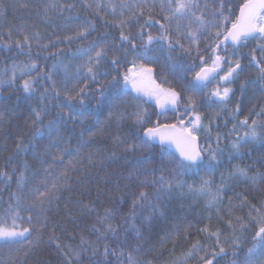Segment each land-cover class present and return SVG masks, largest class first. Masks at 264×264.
Wrapping results in <instances>:
<instances>
[{
    "label": "trees",
    "instance_id": "1",
    "mask_svg": "<svg viewBox=\"0 0 264 264\" xmlns=\"http://www.w3.org/2000/svg\"><path fill=\"white\" fill-rule=\"evenodd\" d=\"M108 2L109 0H87L89 5H103ZM114 2L119 3V0ZM242 2L243 0H223L224 15H229L230 11L237 14L238 6ZM49 3L71 4L73 7L50 10L45 18L43 6ZM148 3H153V0H148ZM155 3L154 9L145 8V15L140 17V24H143L149 15L154 20L166 23L160 12L159 0H155ZM198 3L200 7L196 10L197 15L202 14L206 23H216L215 17L219 14L221 0H198ZM22 4L26 7H21ZM99 12L97 15L95 7H86L85 0H0V35L7 39L11 31L14 42L17 39L22 40L23 35L40 33L39 43L32 41L30 55L27 49L19 53L14 44L10 52L0 48V73L5 67L11 69L13 62L27 64L30 61H35L40 71V76L35 81L36 92L32 97L23 93L21 79L13 86L0 88V170L9 173H13V168L16 170L9 183H0V218H5V209L9 203H15L11 194L17 192L21 195L17 191L16 176L23 170L26 160L29 170L25 173L27 183L22 193L23 206L20 215L25 218V226H28L27 217L31 215L34 229L31 245L27 241L23 246L0 245V264H68V259H72V264H96V261L103 264L101 253L104 242L100 243V251L93 257L90 249L82 251L87 245L81 244V237L88 241L96 240L91 228L97 223V215L103 216L105 209L111 210V222L114 227H118L115 238L110 235L107 240L110 250L118 249L116 255L108 256V264H117L118 261L126 264L129 253H132L139 264L149 261L151 264H203L200 260V256L205 255L203 249H208L210 258L211 250L215 247V237L201 231L204 228H208L210 232L219 230L220 243L226 249V253L219 255L214 264H233L234 251L236 259L242 260L254 243L256 228L253 227L254 222L250 220L249 212L251 205L260 207L264 203V181L252 184L236 178L227 180L221 191L222 199L218 201L219 211L217 207H207V196L193 195L186 187L183 190L173 187L171 192L160 190V184L154 181H159L163 176L165 182L172 181L175 184L180 181L185 185H198L200 177L203 176L212 181L211 190L214 193L221 184L222 174L227 179L228 172L236 164L242 167L251 166L249 175L264 173V159H261L264 156V148L259 144L242 149L245 153L243 159L229 157L231 143L245 131L239 121L249 116V113L259 112L261 107H264V95L249 84L257 75L255 66L250 64L251 56L255 54L257 59L261 58L257 42L251 41L235 50L228 44L216 49L218 41L215 39V29L203 31L197 44L191 43L190 39L184 36L177 37L176 25L173 23L165 34H170L173 41L179 38L184 49L178 45L170 49L166 41L158 42L154 45L156 50L149 53L157 62L147 66L154 69V79L161 88L172 89L178 94L176 107L168 105L161 109L144 99V102L140 103L133 100L135 95L130 90L125 89L129 95L123 97L124 103L117 102L114 110L123 112L126 118L118 122L115 116H109L107 105L97 108L96 101L99 97L94 93L97 89H107L110 92L116 82L123 87L122 76L132 67V61L135 60L137 65L143 61L133 55H128L125 59L124 52L120 50L121 29L116 27L115 23L120 19H127L128 13L124 17H113L110 10L103 7ZM231 19L234 17H230L227 27L231 26ZM88 22L94 25V30L89 29L84 36H77L78 29L87 26ZM186 24V21L181 22L182 31H186ZM129 25L123 31L136 40L139 49L137 33L140 26L134 21H129ZM159 29V24H155L151 28H145L144 32L145 35L151 32L157 36L161 34ZM100 46L105 47L107 55L95 69L96 80L87 81L89 98L85 100V104L91 106L90 110L95 115L85 116L83 122L77 119L59 125L61 149L67 148L69 152L75 153L82 132L86 146L78 156H69L66 153L63 161H53L52 156L56 154V149L45 151L50 143L49 137L45 135L43 138L34 139L37 129L45 128L49 121L56 120V114L61 111L57 104L63 102L64 97L61 95L60 100H56L52 82L55 81L57 89L61 91L64 90L65 84L69 90L84 87V82L76 83V72L77 67L81 66L80 73L84 76L87 70L83 66L88 62V56H81L78 52L85 48L98 49ZM254 49H257L255 53ZM94 54V51L91 52V55ZM216 55H220L223 62L211 81L204 87L195 86L193 77L196 72L201 66L211 67ZM200 57L204 59L203 65ZM113 58L121 60L119 66L111 65ZM236 58L241 59L244 71L238 79L228 84L220 77L228 70L226 61ZM32 75L36 76V71H33ZM49 75L51 80L48 79ZM114 77L116 81L113 80ZM225 86L232 89L228 101L221 102L211 95L218 87L222 91ZM41 94L46 97L43 104L40 102ZM190 97L194 104L189 102ZM33 108L43 109L42 121L37 124L32 123L35 119ZM138 109L147 113L143 126L127 118ZM195 114L201 116V121L206 126L198 133V143L206 149L205 155L209 145L211 150L224 149L223 162L213 176H207L203 171L199 175L191 172L181 173L172 161L175 156L165 149L161 151L160 147L152 145L151 148L136 147L126 151L125 145L116 141L119 136L121 140L139 145L142 133L147 127H154L157 123L185 127L194 119ZM181 119L185 121L184 125H180ZM249 119L259 117L253 115L249 116ZM217 136L220 137L219 143ZM21 139L24 144L34 143L35 151L40 154L41 159L53 164L49 173L44 171L47 163L41 164L35 159L33 150H29L27 154L23 151L16 153V143ZM9 156L14 157L11 163L8 162ZM65 167L69 171L68 186L61 189L59 200L45 203L43 210L39 206L32 207L35 197L31 189L43 188L41 181L46 178L50 186L51 181L57 178ZM60 179L63 180V177ZM85 180L86 183L83 182ZM140 192L146 193L147 199L143 201L142 207L137 204L133 208L134 198L138 197ZM245 197L247 202H244ZM84 205L94 207L95 211H88ZM153 206L159 208L154 214ZM145 217L151 219L145 220ZM7 219L10 225L11 218ZM41 225H44L42 229ZM241 225L248 227L242 228ZM236 238H239V248H235L232 243ZM197 242L201 248L198 254L193 249ZM57 243L63 251L56 247ZM119 251H123L124 255L120 256ZM64 252H79L80 261L77 262L71 255L66 258ZM190 252L192 255H188Z\"/></svg>",
    "mask_w": 264,
    "mask_h": 264
},
{
    "label": "snow or ice",
    "instance_id": "2",
    "mask_svg": "<svg viewBox=\"0 0 264 264\" xmlns=\"http://www.w3.org/2000/svg\"><path fill=\"white\" fill-rule=\"evenodd\" d=\"M85 6L95 7L97 9V15L100 14L99 9L101 7L109 9L110 14L113 17H116L117 15L124 17L125 14L128 13L127 19H120L115 23V26L121 29L119 35L121 46L120 50L124 52L125 59L128 55H133L143 61V63L139 65L136 64L135 60L132 61V67L128 68L122 76L123 87L116 82L113 84L110 92L107 89H97L94 93V95L99 97L96 101L97 108L107 105L109 109V116H115L118 122L124 120L126 117L123 112L115 111L114 109L117 107V102L124 103L123 97L129 95V93L125 90L128 87H130L136 94L133 97V100L135 101L143 103V98L147 97L149 100L155 99L156 105L161 109H164L166 105H171L173 108L176 107L179 100L178 94L172 89L161 88L153 78L154 69L147 66L150 63L157 62L155 57L149 56V53L156 50L154 45L158 42L166 41L170 49L177 45L181 49H184V45L181 43L179 38L173 41L170 34H165L168 33V28L171 27L173 23L176 25L175 32L177 37L184 36L185 38L190 39L191 43L198 44L199 35L202 34L203 31L211 29H215V39L218 41L216 47H219L220 44L230 42V46L235 50L241 46L247 45L251 41H256L258 50L261 53V58L257 59L255 54L251 56L250 64L255 66L257 75L256 79L250 81L249 84L253 88L258 89L261 95H264V0H243V2L238 6V15L231 11L229 12V15H224L223 9L225 5L223 0H221L219 14L215 17L216 23H206L202 18V14L197 15L196 10L200 7L198 0H159L160 12L163 14V21L166 23H162L160 20H154L153 17L149 15L148 18L145 19L144 23L140 24V17L145 15V8L154 9L156 7L155 0H153V3L151 4L148 3V0H134V2L119 0V3L114 2V0H109L107 4L103 5L100 3L89 5L87 4V0H85ZM206 6L207 5H205V7ZM21 7H26V5L22 4ZM64 7L72 8L73 5L49 3L43 6V15L47 18L50 10ZM37 14H40L39 11ZM230 17H234V19H231L230 21L231 26L227 27ZM129 21H134L140 26V31L137 33L140 41L139 49L136 40L132 38L130 34H125L123 31L125 27L130 26ZM182 21L187 22L185 26L186 31H182ZM155 24H159L161 34L154 36L151 32H148L145 35L144 29L151 28ZM166 24L168 27H166ZM89 29L94 30V25L91 22H88L87 26L78 29L77 36H84ZM221 37L222 39H220ZM33 40L39 43V32H35L31 36L23 35L22 40L17 39L13 42L12 32L9 31L7 39H5L3 35H0V48L7 49L10 52L12 51L14 44L15 49L19 53H23L24 50L27 49L28 54L30 55ZM93 51L95 53L94 56L91 55V52ZM185 51H190V49H185ZM255 51H257V49L253 50L254 53ZM78 54L81 56H88V62L83 66L87 70L84 76H81L80 73L81 66L77 67L76 72V76L78 78L76 83L80 84L81 82H84V87L69 90L67 88V84H65L64 90L61 91L60 89H57L56 83L53 81L52 91L55 92L56 100L59 101L61 95L64 97L63 102L57 104V107H59L61 111L56 114V120L49 121L45 128H38L34 137V139L36 137L43 138L45 135L49 137L50 143L46 146L45 151L52 148L56 149V154L52 156L53 161H63L66 153L69 156H78L81 149L86 146V141L83 140L84 133L82 132L80 134L75 153L69 152L67 148L61 149L59 147L61 143L59 125L63 122L74 121L77 119H80L81 122H83L85 116L95 115V113L90 110L91 106L85 104V100L89 98L87 96V81L96 80L95 69L98 65H100L101 60L104 59L107 52L104 46H100L98 49L95 47L81 49ZM200 60L203 65V57H200ZM222 62L221 56L216 55L211 67L201 66L200 70L196 72V81L202 84L208 81L209 76L217 71ZM226 62L228 64V70L220 77V79L230 84L239 78V75L244 71V69L240 58H236L235 60L228 59ZM120 63L121 60L119 58L111 59V65L114 67L119 66ZM33 71H36V76L32 75ZM65 72L67 73V68H65ZM117 75H119V73ZM38 76H40V71L38 70V66L35 61H30L27 64H17L13 62L11 69L5 67L3 72L0 73V88H3L6 85L13 86L16 84L18 79H21L23 81L21 85L23 93L32 97L36 92L35 81ZM24 77L28 78L25 79ZM48 79H52L50 75L48 76ZM113 80L116 81V77H114ZM242 87H244V85H242ZM45 91H47V89H45ZM231 92L232 89L230 87L225 86L222 91L218 87L211 93V95L215 96L221 102H226L228 101ZM45 99L46 97L41 94V104L44 103ZM189 102L194 104V100L191 97L189 98ZM65 109L67 111H65ZM237 111L239 112V105L237 106ZM193 112H195L194 108ZM32 113L35 116V119L32 121L33 124H37L42 121L43 109L33 108ZM146 115L147 113L145 110L138 109L127 118L133 119L135 124L143 126ZM253 115L259 117V119L250 120L249 116ZM249 116H245L243 120L239 121V125L244 127L245 131L242 136H239L236 141L231 143L229 149L230 159H243L245 153L242 149L247 148L249 145L259 144L262 148H264V107H261L259 112L249 113ZM179 123L180 125H184L185 121L181 119ZM204 127L206 126L203 125L201 116L199 114H195L194 119L190 120L188 122V126L185 127L178 128L176 124L161 125L159 123H157L154 127H147L139 145L134 142L129 143L127 140H121L119 136L116 137V141L125 145L126 151L134 150L136 147L151 148L157 140L162 146L161 151H163L164 144L175 145L177 151L179 152V159L177 160L175 157H172V161L176 164L181 173L191 172L195 175H199V173L203 171L207 176H213L223 162L222 157L224 155V149L217 148L215 150H211V146L209 145V150H207V154L205 155L206 149L200 147L197 143L198 133ZM235 129L236 125L233 126L234 131ZM93 135H95V133H93ZM53 137H55V139H53ZM216 139L217 143H219L220 137L217 136ZM35 148L36 146L34 143L24 144L22 139L17 142L15 146L17 154L21 151L27 154L29 150H33V157L35 159L39 160L41 164L47 163L41 159L40 154L35 151ZM248 154L250 155V150ZM13 159V156H9L8 162L11 163ZM261 159H264V156H262ZM91 160L92 157L90 155L89 161L91 162ZM69 163H71V161H69ZM52 167L53 164L47 163V167L44 168L45 173H49V169ZM28 170L29 165L25 160L23 170H21L16 176L17 191L21 193V195H18L17 192H13L11 194L15 203H9L7 209H5V218H0V245L23 246L25 241H27L30 245L33 244L32 235L34 229L32 227V216L28 215V226H25V218L20 215V210L23 206L22 193L27 183L25 173ZM15 171V168H13V173H15ZM250 171L251 166L242 167L240 164L234 165L232 170L228 172L227 179L222 174L221 184L217 186L214 193L211 190L212 181L204 178L203 176L200 177V183L198 185H185L180 181H177L175 184L172 181L165 182L163 176L160 177L159 181H154V183H159L160 190H166L168 192H171L173 187L180 190H183L186 187L187 191L193 195L207 196V207L209 209L217 207V211H219L217 206L218 201L222 199L221 191L226 186L227 180L236 178L252 184H256L258 181H264V173L249 175ZM13 173L0 170V183H9L13 178ZM60 177H63V180H61ZM68 180L69 171L67 167H65L59 173V176L51 181L50 186L46 178L44 181H41L44 185L43 188L33 187L31 191L35 200L33 201L32 207L39 206L41 210H43L45 203H51L52 200H59V193L62 188L68 186ZM83 182L86 183L87 181L85 180ZM146 199V193L140 192L139 196L134 198L133 208H135L137 204L142 207L143 201ZM157 199H159V197H157ZM244 202H247L246 197L244 198ZM84 207L88 208V211L90 212L95 211L94 207H89L88 205H84ZM250 208V220L254 222L253 227L256 228L253 235L254 243L244 254L242 260L236 259V252L234 251L233 264H264V203H262L260 207L251 205ZM157 211H159V208L153 206V214ZM161 215H163V212H161ZM9 217L11 218L10 225L7 219ZM150 219L151 217H145V220ZM111 220V210L105 209L103 216L97 215V223L92 225L91 228V231L96 235V240L88 241L81 237V244L87 245V248L82 249V251H88L90 249L93 257L99 253L100 243L104 242L103 252L101 253L104 258L103 264H108V256L116 255L118 251L116 248H112L110 250L107 243L109 236L111 235L115 238L118 231V227H114ZM17 221H20V223L18 224ZM228 224L229 227L232 226L231 220L228 221ZM43 227L44 225L40 226L41 229ZM241 227L247 228L248 226L241 225ZM201 231L208 232L210 237H215V247L211 250L210 258L208 249L204 248L203 250L205 255L200 256V260L203 264H214V261L219 255L226 253L225 246L220 243L221 232L219 230L210 232L208 228L201 229ZM137 235L139 236L138 230ZM232 243L235 248H239V238L233 240ZM56 247L60 249V245L58 243L56 244ZM193 249L197 252V254L199 253L201 250L199 242L193 245ZM60 250L63 251V249ZM25 255H27V253H25ZM64 255L66 258L71 255V257H73L77 262L80 261L79 252H64ZM119 255L123 256V251H119ZM188 255H192V253L190 252ZM68 264H72V259H68ZM96 264H101V262L96 261ZM117 264H123V262L118 261ZM126 264H139V262L134 258L132 253H129ZM146 264H151V262H146Z\"/></svg>",
    "mask_w": 264,
    "mask_h": 264
},
{
    "label": "water",
    "instance_id": "3",
    "mask_svg": "<svg viewBox=\"0 0 264 264\" xmlns=\"http://www.w3.org/2000/svg\"><path fill=\"white\" fill-rule=\"evenodd\" d=\"M237 15H238V13H237ZM226 44L230 45V42H226V43H224V44H220L219 47L222 46V45H226ZM219 47H216V49H218ZM213 75H214V73H212V74L209 76V80L206 81V82H204L203 84L200 83V82H198V81H196V79H195V75H194V77H193V84H194L195 86H198V87H204L205 85H207V84L211 81ZM177 127H178V126H177ZM178 128H179V127H178ZM144 131H145V130H144ZM144 131H143V133H144ZM143 133H142V138H143ZM197 143H198V140H197ZM198 145H199V143H198ZM153 146H157V147H160V148L162 147V146L160 145V143H159L158 140L153 144ZM163 149H165L166 151L172 153L177 159H179V152L177 151L175 145L164 144V145H163Z\"/></svg>",
    "mask_w": 264,
    "mask_h": 264
},
{
    "label": "rangeland",
    "instance_id": "4",
    "mask_svg": "<svg viewBox=\"0 0 264 264\" xmlns=\"http://www.w3.org/2000/svg\"><path fill=\"white\" fill-rule=\"evenodd\" d=\"M134 70H135V69H134ZM153 78H154V76H153ZM127 89L130 90L134 95H136V94L131 90L130 87H128ZM143 99H144V100H147V101H149V102H152V103H154V104H156L155 99H151V100H149L147 97H144ZM167 106H168V105H166L165 107H167Z\"/></svg>",
    "mask_w": 264,
    "mask_h": 264
}]
</instances>
